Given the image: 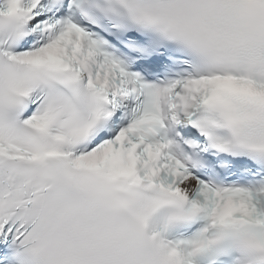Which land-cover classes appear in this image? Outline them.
I'll return each mask as SVG.
<instances>
[{
  "label": "snow or ice",
  "instance_id": "6c2138e0",
  "mask_svg": "<svg viewBox=\"0 0 264 264\" xmlns=\"http://www.w3.org/2000/svg\"><path fill=\"white\" fill-rule=\"evenodd\" d=\"M163 14L190 50L149 83L98 36L153 19L146 0H0V264H160L157 246L193 264L197 241L151 226L164 194L264 231V188L204 174L221 153L264 159V0H168Z\"/></svg>",
  "mask_w": 264,
  "mask_h": 264
},
{
  "label": "clouds",
  "instance_id": "9594fccd",
  "mask_svg": "<svg viewBox=\"0 0 264 264\" xmlns=\"http://www.w3.org/2000/svg\"><path fill=\"white\" fill-rule=\"evenodd\" d=\"M154 9L156 15L151 20L129 18L126 23L130 29L155 36L162 43L172 46L178 51L190 50V44L176 24L163 14L168 0H146ZM161 105H166L164 93L160 95ZM162 206L153 213L151 226L167 236L176 226L195 219L200 212L189 206L185 198L164 194L160 197ZM191 248V256L197 257L212 247H220L230 242L234 252V264H264V231L255 223H238L230 225L209 224L208 228L197 238ZM160 264H170L171 258L163 246H157Z\"/></svg>",
  "mask_w": 264,
  "mask_h": 264
}]
</instances>
